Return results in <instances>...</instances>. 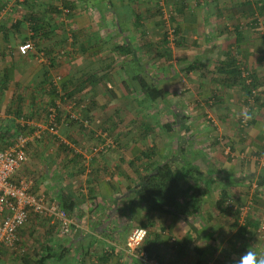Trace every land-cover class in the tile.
Returning a JSON list of instances; mask_svg holds the SVG:
<instances>
[{
  "label": "crops",
  "instance_id": "crops-1",
  "mask_svg": "<svg viewBox=\"0 0 264 264\" xmlns=\"http://www.w3.org/2000/svg\"><path fill=\"white\" fill-rule=\"evenodd\" d=\"M205 1L210 6L208 17L216 14L221 26L209 30V38L214 37L206 46L214 43L222 49L218 51L222 56L218 61L224 60L227 51L232 52L240 69L247 73L250 70L259 79L264 74V35L259 32L264 29V0L250 2V10L242 7L241 0ZM63 3L69 10L66 15L61 11ZM147 3L148 0H0V144H8L7 139L13 142L18 135L14 132L20 134L21 129L30 133L38 122L47 124L49 108H54L58 117L59 108L67 113V105L61 104L62 93L75 90V85L85 88L81 100H85L86 108L81 105V116L108 120L111 107L120 101L114 83L102 72L124 69L127 75H119L124 78L122 83L138 88L132 76L143 72L138 64L148 53L144 46L151 40L148 29L154 25L152 6L148 8ZM171 3L176 10L171 23L180 30L178 44L191 45L187 49L200 45L202 31L192 9L181 0ZM251 13L257 21L253 26ZM227 24L230 28L225 27ZM253 29L257 35L253 36ZM138 39L141 45H137ZM26 41L33 44V49L22 56L17 46ZM201 48L200 53L180 50L191 52L184 54L187 61L207 64L198 58L208 47ZM75 56L88 61L81 65V80L77 81L80 77L74 78L76 74L71 71L57 79L52 67L55 59ZM189 66L188 72L197 70V66L195 70H189ZM169 82L160 88L167 91ZM217 87L213 96L206 89L195 97L191 101L195 106L192 116L179 113L176 122L183 124L175 126L172 120L167 125L170 130L163 128L166 133H67L69 124L57 119L60 133L46 132L30 141L27 160L15 171L18 180L27 181L34 193H48L75 223L65 237L47 217L44 224L32 228L31 219L40 216L30 215L19 237L25 247V234H39L32 259L45 257L50 250L55 256L44 264H143L125 246L134 227L147 230L142 248L168 264H203L214 255L224 264H237L249 249L264 251V237L258 239L261 243L254 242L258 227L248 225L240 232L243 227L237 224L238 215L234 213L232 218L226 214L228 207L221 202L243 205L253 200L247 219L264 221V99L246 96L240 84L222 82ZM184 97L180 95L179 106L188 102ZM209 97H214V102L207 106ZM78 105L75 102L73 108ZM242 118L246 119L244 125ZM209 122L217 132L207 126ZM150 136L157 140H147L148 146L139 140ZM174 157L179 166L184 160L202 175L220 177L212 183L216 188L202 197L198 212L192 215L186 198L180 197L176 212L170 213L155 210L153 204L161 200L153 201V195L141 189L153 177L157 165ZM234 220L238 229L234 228ZM61 251L64 253L58 256Z\"/></svg>",
  "mask_w": 264,
  "mask_h": 264
},
{
  "label": "rangeland",
  "instance_id": "rangeland-1",
  "mask_svg": "<svg viewBox=\"0 0 264 264\" xmlns=\"http://www.w3.org/2000/svg\"><path fill=\"white\" fill-rule=\"evenodd\" d=\"M56 2H64V0H55ZM172 0H148V8L152 6V17L154 25H152L148 31L150 36V44L151 47H149L150 51H148L147 55L143 58L142 62L138 64L139 69L143 70V77L146 79L147 82H154L155 85L158 87L165 86V83L169 82L167 89V98L164 102H157L154 106H147L148 103L143 100L144 98L139 95L137 92H133L130 88H128L126 85L122 83L124 81V78H120L121 76H126L127 73H125L124 69L119 70H113L107 71V69L103 70V74H107L110 78L108 80L112 83H114L115 86H113L116 90L115 93L117 94V99H119L120 104H117L118 106L111 107V113L109 116V119L105 121V119L98 120V119H90V118H83L81 116V112H83V108L81 105H85L86 108V102L85 100H81V97L83 95V85L77 86L75 85V90H78V92H75V95H73L71 98H68L66 94L62 93V100L64 102H61L63 106L73 102L79 103V105L72 109V114H74L77 119L68 120V116L65 112H62V108H59V120L64 121L63 123L67 122L69 124V129L67 130V133H145L144 131L149 130L147 133H166L163 128L164 125H168L169 122L172 120L175 121V126L182 125L183 123H177V115L182 112L189 116H192V113H194V105L193 99L195 97H199L201 95L202 91L209 89L212 91V96L219 88V82L220 78L219 75L216 72V68L214 67L218 59L222 56H218L219 49L222 50L218 45H212L206 46L208 42H213V35L209 38L208 32L209 30H214L218 27H221L218 24L219 17L215 15L208 17L207 13L209 11L210 6H206L205 0H181L183 3L186 4V7L189 9H192V15L196 17V21H198V29L202 31V37H198V39L201 41L200 45L195 44L194 47H190L187 49L188 46H185L181 43L180 45L175 44L176 41L180 42V40L177 38V34L174 35V41L168 42L171 43L169 46H166L167 48H164L165 46L162 44L163 37L165 36L166 40L168 37V29L173 27L172 21L175 17V8H173L174 5L171 3ZM200 2V3H199ZM250 2H253V0H250ZM145 3V2H144ZM177 3V2H174ZM202 6H201V5ZM197 9H201V11H197ZM189 12V11H187ZM186 12V14H187ZM149 17V16H148ZM256 19L253 16H250V21H253ZM169 22V26L167 27ZM197 23V22H196ZM220 23V22H219ZM257 23V21H256ZM257 26V25H256ZM225 27L230 28V24L225 25ZM174 28V27H173ZM264 29H259V32H262V35H264ZM195 31V30H194ZM206 31V32H205ZM194 33V32H193ZM198 33V31H197ZM253 36L257 35L258 31L256 29H253L252 31ZM192 34V33H190ZM196 34V32H195ZM197 34V36H200ZM193 35V34H192ZM205 37L209 38V41L205 39ZM233 37V35L231 36ZM205 40V42H203ZM177 42V43H178ZM204 43V45H203ZM137 45H141V41L138 39ZM68 45L65 46L67 48ZM201 47H208L202 51L203 57L198 58L199 61L205 62L207 64H203L204 66H197V70L192 71L191 73L188 72L187 66L191 65L190 61H187L185 55H190L189 51H195L197 53H200L202 50ZM211 47V48H210ZM69 51L73 48L72 43L70 44ZM67 48V49H68ZM186 48L188 51V54L185 50H180ZM233 50V48L231 49ZM234 51V50H233ZM69 53V52H68ZM232 53V52H231ZM161 54L163 56H161ZM185 54V55H184ZM233 55V53H232ZM199 56V54H198ZM69 57V56H68ZM207 57V58H206ZM234 57H236L234 55ZM225 59V57H223ZM197 59V61H198ZM238 60V58L236 57ZM49 62V60H48ZM55 65L52 67L55 68L56 74L55 76L59 79L63 77V75H66L68 71L73 72L75 77H78L81 71V65L83 62H88L86 59H81L79 57H73L72 59H69L67 57H57L55 59ZM191 63V64H190ZM202 65V64H199ZM66 66H68V69H66ZM79 69V70H77ZM245 70H248L246 67H244ZM75 70V72H74ZM251 72L250 70H248ZM245 72V71H244ZM80 77V76H79ZM128 78V77H127ZM59 79V80H60ZM104 78L100 79L103 80ZM128 80V79H126ZM166 81V82H165ZM219 83V84H218ZM74 85V84H73ZM72 85V86H73ZM71 86V85H70ZM71 86V87H72ZM198 86V88H197ZM70 87V88H71ZM201 87V89H200ZM58 88L61 89V86H58ZM63 91V90H62ZM253 96L251 97L253 100H261L264 99V74L259 76V85L256 86L253 89ZM199 92V94H198ZM61 93V92H60ZM169 93V94H168ZM111 94V93H110ZM182 94V97H184L188 102L180 104L179 106V98ZM195 94V95H194ZM210 95V96H211ZM203 96V95H202ZM215 96V95H214ZM107 97H110L107 95ZM216 97V96H215ZM255 97V98H254ZM214 97L208 98L206 100V104L208 106V102H212ZM183 101V99H180ZM185 100V101H186ZM68 102V103H67ZM191 102V103H190ZM214 102V101H213ZM192 107V109H189ZM207 108V107H206ZM189 113V114H188ZM105 117V114H104ZM108 118V116H106ZM179 118V117H178ZM87 120V127L83 126V123L81 121ZM186 123H188L187 118H185ZM73 121V122H72ZM72 122V124H70ZM98 122V123H97ZM37 124H40L42 126H46V123L38 122ZM57 132L60 133V124L57 122ZM177 124V125H176ZM32 125V124H31ZM189 125V123L187 124ZM34 125H32L33 127ZM207 126H213L212 122H209ZM214 132H217V127L213 126ZM26 130V129H25ZM22 133V132H20ZM46 133V132H45ZM141 141H145L144 145L148 146L151 141L157 140V138H154L151 140V136L149 138L139 139ZM150 141L148 143V141ZM28 157V156H27ZM47 164V163H46ZM22 166V165H21ZM18 175L14 173L13 179L18 181ZM31 179V178H30ZM253 202V200H252ZM254 203V202H253ZM226 214L231 216L233 218V215L235 212L233 209L228 208L226 211ZM46 218L40 217L38 219H34L30 221L29 226L38 227L40 223L44 224ZM238 224V222H237ZM235 223L234 220V228L238 229V226ZM38 225V226H35ZM239 225V224H238ZM253 228V227H252ZM39 231V230H38ZM20 232V231H19ZM26 233V232H25ZM255 237L254 242L259 244V240H262L258 233V229L254 230ZM38 236L39 234H34L32 231L31 234L24 235L23 239H25L27 245L24 247L25 251L24 253H15L12 251H9L8 249L1 248L0 249V264H6V261L9 262V264H20L22 263V258H31L34 252V245L38 242ZM252 235H250V238ZM262 242V241H261ZM260 242V243H261ZM264 251L261 249L257 250L256 253L264 257ZM263 254V255H262ZM216 257L217 256H211ZM208 259V258H207ZM221 259V258H220ZM203 263V262H202Z\"/></svg>",
  "mask_w": 264,
  "mask_h": 264
},
{
  "label": "built area",
  "instance_id": "built-area-1",
  "mask_svg": "<svg viewBox=\"0 0 264 264\" xmlns=\"http://www.w3.org/2000/svg\"><path fill=\"white\" fill-rule=\"evenodd\" d=\"M61 10L63 13L67 12L64 8H61ZM167 33V39L169 42H173L175 35L174 28H169ZM32 49L33 44L30 41L17 46V51L22 56L28 54ZM243 75L246 76L247 72L243 73ZM249 82L250 80L247 79L246 83L248 84ZM74 105L75 103L73 102L67 104L68 120L77 119L72 114ZM48 111V123L46 126L35 125L30 133H20L8 147L0 148V249H8L15 253L23 251L24 248L21 245L19 231L26 225L29 216L32 214L49 218L50 223L56 225L55 227L61 236L67 237L75 225L66 211L48 193H34L27 181L13 179L15 171L27 160L28 143L34 139L41 138L45 132L50 134L57 132L55 109L49 108ZM81 122L84 127H87V120ZM245 123L246 119L242 118L241 125ZM224 203L226 207L238 213L239 225H244L247 214L253 207L252 200H248L243 205H235L231 201H225ZM141 232L143 233L142 237L137 240L136 237ZM258 233L261 237H264V221L259 223ZM146 236L147 230L144 227H134L131 229L125 241V246L129 250L130 255L139 259L143 264H168L165 261L153 258L142 248ZM222 261L220 258L211 257L203 264H224Z\"/></svg>",
  "mask_w": 264,
  "mask_h": 264
},
{
  "label": "trees",
  "instance_id": "trees-1",
  "mask_svg": "<svg viewBox=\"0 0 264 264\" xmlns=\"http://www.w3.org/2000/svg\"><path fill=\"white\" fill-rule=\"evenodd\" d=\"M241 3H242V7L246 8L247 10H250L252 8L250 1L241 0ZM61 6L65 8L66 5L63 3ZM65 9L67 10V12H64L63 14L66 15L69 13V10L67 8ZM252 14L253 13H251L250 15L252 16ZM253 24H256L255 19L252 22H250V25L253 26ZM138 26L140 27V25ZM179 31H180L179 28L176 29L175 30L176 34H178ZM168 42L169 41H167L164 36L162 42V44L165 46L164 48H167L166 46H169ZM177 42L178 41H176L175 44H178ZM151 45L152 44H150L149 42H147V44L145 43L144 50L150 51L149 47H151ZM116 48L117 47H115V49ZM161 56L163 55L161 54ZM195 62L189 66V70H195L196 67ZM200 66L202 67L204 65L202 64ZM214 67L216 68V72L219 75L218 77L220 78L221 81L220 83L229 82L231 85L240 84L242 89L245 90L247 94L246 96H250V97L253 96L252 91L256 86L259 85V79H257L255 77V74L252 72H248L247 75L244 76L243 75L244 71L240 69L239 65L237 64L236 58H234V56L230 51H227L225 53V59L223 61H218ZM131 70H133V68H131ZM143 73L144 72H137L136 74L135 73L133 74L132 79L136 80L138 83V88L135 87V89H132L133 92L136 93L138 92L139 95H141L144 98L143 100H145L148 103L147 106H154L159 101L164 102L165 99L167 98V91L155 85L154 82H147L142 75ZM247 79L250 80L248 84L246 83ZM80 80L81 77L78 78L77 81ZM78 90H75V92H78ZM75 92L74 90L73 91L66 90V95L68 96V98H71L73 95H75ZM57 119L59 121L58 115L56 116V123L58 122ZM164 128L165 130H170V127L167 125L164 126ZM21 131L22 133L27 132L25 129H21ZM144 132L147 133L149 132V130H146ZM14 134L17 135L19 133L14 132ZM8 141L10 142L8 143ZM6 142L8 144L5 145L0 144V148L8 147V145L12 141L7 139ZM176 159L177 158L174 157L173 159H169L164 163L157 165L154 170L153 177L152 178L149 177L148 178L149 181H147V183H145V185H143L144 187L141 189L143 191H148L150 195L152 194L153 201H155L158 198L161 200L160 204L157 202L153 204V208L155 210H165L166 212L169 211L170 213H175L176 212L175 206L178 204L179 198L180 197L186 198L185 199L186 204L189 206L190 209L189 212L192 215L198 212L199 206L202 201V197L205 196L210 190H213V188H216V184L214 186L212 185V183L216 182L220 177L218 174L217 176L202 175L199 173L198 169L195 166L184 160H181L182 165L179 166L178 164H176L178 163V160ZM221 202L224 203L225 200ZM251 211L248 212V214H250ZM235 213L236 215H238L237 212ZM248 225L249 227L255 225V227L257 228L259 225V221L257 220V217L252 219H247L246 217L244 225H241V227L243 228H241L240 232L246 230V227ZM48 252L49 253H47L45 257H40L36 259V261L32 259L33 257L31 258L23 257L22 258L23 264H44L45 260L51 258L52 256H55L54 254L53 255L51 254L50 250ZM63 253L64 251H61V253H59L58 256H61ZM34 256H36L35 258L38 257V255L36 254ZM222 263H224V261H222Z\"/></svg>",
  "mask_w": 264,
  "mask_h": 264
},
{
  "label": "clouds",
  "instance_id": "clouds-1",
  "mask_svg": "<svg viewBox=\"0 0 264 264\" xmlns=\"http://www.w3.org/2000/svg\"><path fill=\"white\" fill-rule=\"evenodd\" d=\"M142 234L143 233L141 232L139 235H137L136 239H141ZM237 264H264V257L258 256L256 251L249 249L238 259Z\"/></svg>",
  "mask_w": 264,
  "mask_h": 264
}]
</instances>
